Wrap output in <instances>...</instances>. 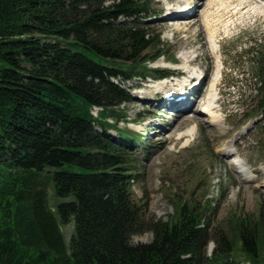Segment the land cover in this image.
Listing matches in <instances>:
<instances>
[{
    "label": "trees",
    "instance_id": "1",
    "mask_svg": "<svg viewBox=\"0 0 264 264\" xmlns=\"http://www.w3.org/2000/svg\"><path fill=\"white\" fill-rule=\"evenodd\" d=\"M152 12L150 0H0V264H264L263 211L209 257L211 203L178 204L163 221L133 198L143 145L118 130L132 98L112 78L168 74L148 67L166 54L142 28ZM244 57L264 109V51ZM259 129L264 139V118ZM145 232L152 242L133 245Z\"/></svg>",
    "mask_w": 264,
    "mask_h": 264
},
{
    "label": "rangeland",
    "instance_id": "2",
    "mask_svg": "<svg viewBox=\"0 0 264 264\" xmlns=\"http://www.w3.org/2000/svg\"><path fill=\"white\" fill-rule=\"evenodd\" d=\"M151 1L157 17L147 21L145 30L161 36L166 57L151 62L149 67L179 69L181 75L162 80L134 79L123 85L133 101L119 107L118 111L126 115L119 128L133 138L143 131L141 142L147 147L142 150V162L137 165L139 176L132 184L133 198L138 205H144L148 219L163 221L171 219L178 204L211 203L215 210L211 221L214 240L208 246V255H212L220 235L225 233L235 238L239 218L257 217L261 211L264 214V145L257 126L262 110L259 113L256 107L259 98L255 80L247 75L248 79L241 80L238 86H229L234 82L233 77H239L243 70L242 51L251 46L264 51V14L258 8L264 4L254 0L237 6V0H226L227 3L210 5L211 0H195L200 2L199 13L192 22H186L166 18L173 4L178 5V9L187 8L185 0ZM212 10L217 18L214 25L216 49L204 25L206 13ZM184 26L187 31L181 30ZM200 75L205 77L203 86L191 84L192 90L196 89L195 95L182 104L186 110L191 106L193 109L182 113L163 103L167 92L185 93L182 84ZM216 76L220 80L213 91L215 100L211 102L207 93L212 90ZM113 81L122 84L120 80ZM158 92L161 95H157ZM198 92L202 95L195 103L193 99ZM210 104L213 109L209 113L203 105ZM98 111V108L93 109L95 116ZM178 114H186L188 119L179 121ZM197 119L198 122L193 123ZM188 130L194 135L190 136ZM111 133L118 138L117 132ZM225 151H230L229 155H225ZM237 163H242L250 177L239 173ZM61 201L54 196L50 182L49 206L54 209ZM61 231L69 248L74 233L73 220L61 224ZM152 240L153 233L145 232L134 235L131 242L137 245Z\"/></svg>",
    "mask_w": 264,
    "mask_h": 264
},
{
    "label": "bare ground",
    "instance_id": "3",
    "mask_svg": "<svg viewBox=\"0 0 264 264\" xmlns=\"http://www.w3.org/2000/svg\"><path fill=\"white\" fill-rule=\"evenodd\" d=\"M169 1V0H168ZM226 0H211V3H210V5H215V4H217L218 2L219 3H221L222 4V2H225ZM238 1V3H237V6H239V5H241L244 1H246V2H251V3H253V1L254 0H237ZM256 1V0H255ZM259 1V4H264V1L263 0H257L256 2H258ZM194 2H196L195 0H185V2H183V3H188V6H187V8L186 7H184V9H178L179 8V6L178 5H176V4H173L172 5V7L167 11L168 12V16L166 17L167 19H169V20H174V21H191V19L192 18H194L195 16H197L198 15V9L197 8H199L200 7V2L199 3H194ZM235 2V1H234ZM193 3V4H192ZM225 3H227V2H225ZM258 4V3H257ZM192 6H194V7H192ZM236 6V5H235ZM169 7V6H168ZM218 8V7H217ZM258 8L260 9L261 8V14H264V6L263 7H261V6H258ZM212 9H213V7H212ZM219 20V19H218ZM192 22V21H191ZM216 22H217V18H216V16L214 15V13H213V10L212 11H208L207 13H206V15H205V19H204V25L207 27V29L209 30V35H210V39H211V42H212V45H213V49H216V46H217V41H216V30L214 29V25L216 24ZM221 23V22H220ZM191 25V24H190ZM187 29V27L186 26H184L183 27V29H181V30H186ZM190 29H191V26H190ZM217 29V28H216ZM178 30H180V29H178ZM187 31V30H186ZM188 31H189V29H188ZM187 57H185V56H183V59H186ZM191 62V61H190ZM188 63V62H187ZM187 75V74H186ZM191 78L192 79H194L193 77H190L188 80H186V82H184V85L183 86H185L186 84H188L190 81L192 82V80H191ZM198 79V78H197ZM214 79V78H213ZM196 82V81H195ZM219 83V77H215V79L212 81V84H211V88H212V90H210L209 92V94L207 93V96H210V98H209V101H211V102H213V100H214V93H213V91L214 90H216V88H217V84ZM167 94H169V95H172L173 97L174 96H176L177 97V95H175L172 91H170V92H167ZM204 106V105H203ZM212 109H213V107L211 106V104H210V106H209V108H207L206 110H207V112H211L212 111ZM201 112V111H200ZM186 114H178L177 116H176V118L179 120V121H185V120H187L188 118H187V116H185ZM194 118H196V117H194ZM192 120V119H191ZM195 122H198V119L196 120V121H194L193 123H195ZM187 133H189L190 134V136H193L194 134H193V131L192 130H188V131H186ZM185 135V134H184ZM178 138H181V136L180 137H178ZM245 175H247L248 177H250V174H249V172L246 170L245 171Z\"/></svg>",
    "mask_w": 264,
    "mask_h": 264
}]
</instances>
